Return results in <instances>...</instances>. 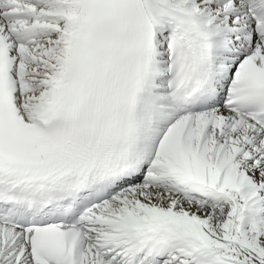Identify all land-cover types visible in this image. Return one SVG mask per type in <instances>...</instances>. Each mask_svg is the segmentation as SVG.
I'll use <instances>...</instances> for the list:
<instances>
[{"label":"snow or ice","instance_id":"1","mask_svg":"<svg viewBox=\"0 0 264 264\" xmlns=\"http://www.w3.org/2000/svg\"><path fill=\"white\" fill-rule=\"evenodd\" d=\"M0 264H264V0H0Z\"/></svg>","mask_w":264,"mask_h":264}]
</instances>
